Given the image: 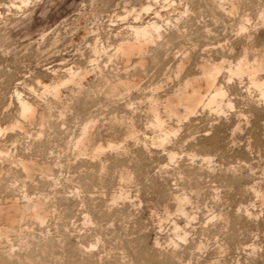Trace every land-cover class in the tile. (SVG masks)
<instances>
[{
	"label": "rangeland",
	"instance_id": "rangeland-1",
	"mask_svg": "<svg viewBox=\"0 0 264 264\" xmlns=\"http://www.w3.org/2000/svg\"><path fill=\"white\" fill-rule=\"evenodd\" d=\"M33 1L0 0V149L49 166L51 173L27 180L19 164H6L0 155V186L10 191L0 189V200L22 203L29 192L49 212L44 225L26 219L29 235L1 243L0 264H264L258 195L264 192V91L248 76L229 73L246 58L249 66L261 64L258 78L264 80V0ZM145 3L152 7L147 14ZM148 21L160 24L163 40L150 45L143 64L92 56L95 43L113 52L130 37V23ZM203 63L224 65L218 79L226 91L223 105L188 117L180 108L179 118L161 105L170 132L163 143L150 98L163 103L201 76ZM65 66L88 75L65 85ZM134 75L140 81L132 90H112ZM55 83L57 95L50 88ZM17 92L36 108L31 124L19 115ZM89 121L95 122L93 139L81 152L77 142ZM16 122L24 128L12 130ZM178 196L185 212L175 207ZM7 252L14 254L11 262Z\"/></svg>",
	"mask_w": 264,
	"mask_h": 264
},
{
	"label": "bare ground",
	"instance_id": "bare-ground-1",
	"mask_svg": "<svg viewBox=\"0 0 264 264\" xmlns=\"http://www.w3.org/2000/svg\"><path fill=\"white\" fill-rule=\"evenodd\" d=\"M19 1V0H16V2ZM31 0H22V3H28L30 2ZM36 1V0H35ZM161 1V0H160ZM166 1V0H164ZM13 2V0H12ZM15 2V3H16ZM21 2V0H20ZM32 2H34L32 0ZM31 2V3H32ZM38 2V0L36 1ZM40 2V1H39ZM156 2V1H155ZM13 4V3H12ZM18 4V3H17ZM20 4V3H19ZM165 4V3H164ZM169 4V3H168ZM167 4V5H168ZM15 5V4H13ZM171 5V4H170ZM7 6V5H6ZM31 6V5H30ZM17 7V6H16ZM132 7V6H131ZM237 7V6H236ZM19 8V7H17ZM23 9L25 7H22ZM29 8V7H28ZM142 8V6H141ZM129 9V8H128ZM135 9V8H134ZM133 9V10H134ZM165 9V8H164ZM218 9L220 10V8L218 7ZM22 10V9H21ZM150 10H152V7H151V4L147 5L146 6V3H145V7H143V9L141 11H146V14L147 12H150ZM232 10H235V6L232 7ZM1 11V9H0ZM125 13V12H124ZM137 13V12H136ZM157 13V12H156ZM1 15V14H0ZM126 16L123 17L126 19V17H129V11H126ZM131 15V14H130ZM144 15V14H143ZM117 16V15H116ZM134 16V15H133ZM156 16V15H155ZM161 16V15H160ZM120 19H121V16H119ZM142 17L141 14H137V18H140ZM153 17V16H152ZM151 17V18H152ZM157 17V16H156ZM135 18V17H134ZM114 19V18H113ZM119 19V20H120ZM130 19V18H129ZM153 19V18H152ZM118 20V19H117ZM138 20V19H136ZM145 20V19H144ZM150 20V19H149ZM155 20V18L153 19ZM157 20V19H156ZM175 20V19H174ZM110 21V20H109ZM115 21V20H114ZM158 21V20H157ZM157 21H148L146 23H140V24H131L128 26L127 29H130L131 33L129 34L130 37H127V38H124L119 42L117 43L115 49L113 52H109L108 50H106L108 47H104V42H103V45L102 47H99L97 45V43H95V46H93V49H92V52H93V55L92 56H100L101 54H104L105 56H121L122 59L125 61V62H128L129 64L131 63V61L133 59H137L138 62L140 64H143V60H142V56L145 57V54H147L146 52L149 50V47L150 45H157L159 43L160 40H163V34H162V31H161V26L160 24L157 22ZM136 22V21H135ZM126 23V22H125ZM138 23V22H137ZM109 24V23H108ZM112 24V23H111ZM118 24V23H117ZM115 25V24H114ZM114 27V26H113ZM112 27V28H113ZM122 28V26H121ZM103 29V28H102ZM95 30V29H94ZM122 30V29H120ZM124 30V29H123ZM92 31V30H91ZM99 31V30H98ZM48 32V31H47ZM106 32V31H105ZM111 32V31H110ZM114 32V31H113ZM101 33V32H99ZM98 33V34H99ZM48 34V33H47ZM87 34V33H86ZM113 35V34H112ZM45 36V35H44ZM87 36V35H86ZM103 36V35H102ZM101 36V37H102ZM118 36V35H117ZM106 37V36H105ZM112 37V36H111ZM120 38V37H119ZM118 38V39H119ZM93 39V38H92ZM108 39V38H106ZM102 40V39H101ZM111 40V39H110ZM109 40V41H110ZM96 41V40H95ZM94 41V42H95ZM99 41V40H97ZM102 42V41H101ZM107 42V41H106ZM100 43V42H99ZM162 43V42H161ZM159 43V44H161ZM94 44V43H93ZM102 44V43H101ZM108 44V42L106 43ZM109 45V44H108ZM113 45V44H112ZM151 46V47H152ZM161 47V45H159ZM163 46V45H162ZM90 47V45H89ZM111 47V46H109ZM113 47V48H114ZM150 47V48H151ZM159 47V48H160ZM109 49V48H108ZM81 50V49H79ZM91 50V49H90ZM111 50V49H110ZM151 50V49H150ZM84 51V50H83ZM84 54V53H83ZM149 54V53H148ZM82 56V55H81ZM84 57V55H83ZM82 58V57H81ZM92 58V57H91ZM118 58V57H117ZM109 59V58H108ZM144 59V58H143ZM242 59V58H241ZM117 60V59H116ZM191 60V59H190ZM239 60V59H238ZM249 59H242L240 60L239 62L236 63V65H232L231 67H229V73L231 76H237V77H243V76H248L252 82V84L254 86H256L259 91H264V80L258 78V72L260 71V68H261V64L260 65H256L254 67L252 66H249L248 61ZM89 61V59H88ZM96 61V60H95ZM99 61V59H98ZM111 61V60H109ZM113 61V60H112ZM111 61V62H112ZM115 62V61H114ZM190 62V61H189ZM205 62V61H204ZM228 62V61H227ZM90 63V62H89ZM87 63V64H89ZM92 63V61H91ZM101 63V62H100ZM109 63V62H108ZM113 63V62H112ZM186 63H188V59H185L184 62L181 61L180 62V65H179V68H185V65ZM214 63V62H213ZM257 63V62H256ZM83 64V62H82ZM102 64V63H101ZM255 64V63H254ZM75 65V64H74ZM81 65V64H80ZM79 66V65H78ZM86 66V65H85ZM91 66V65H90ZM117 66V65H116ZM83 67V66H82ZM141 67V66H140ZM224 65L223 64H211V63H203L201 65V76L198 75V77H194V78H191V79H186L187 81H185V83L183 85H181V87H179V89L175 92L172 93L171 96H168L166 97V100L161 103V98H156L154 97H151L150 98V101H151V105H150V111L153 115V118H154V121H153V126L155 127V129H158L160 130V132L162 131V134H165L160 137L161 135H159L161 141L164 143L166 140H168V136L170 134V132L168 133V131H165L167 130L166 129V124H165V121L163 120V116L161 115L160 113V106H164V109H165V112L167 113L168 116L170 117H181L180 115V108H182L185 112V116L188 117L190 115H194L195 113H197L196 111L200 108H213L215 109L214 107L218 108L220 110V105H223L222 102L224 100V97L226 95V91L224 90V88L222 87V85H220L219 83V74L220 72L222 71ZM66 68V66H65ZM75 68V67H74ZM89 69V67H88ZM118 69V68H117ZM178 70V69H177ZM145 71V70H144ZM90 72V71H89ZM101 72V71H100ZM200 72V71H199ZM53 73V72H52ZM66 73H67V79L65 82H63L65 85L66 83H70V82H78V80H83V78H85L87 75H88V70L86 69H83L81 67H79L76 71L73 70V67H70V68H66ZM64 73V74H66ZM93 73V72H92ZM140 73V72H139ZM63 74V73H62ZM196 74V73H195ZM142 75V74H141ZM194 75V74H192ZM121 75L119 74V77ZM135 78L133 79H129L130 81H124V79H120L118 80V82H112V90L114 92H117L119 93V91H126V90H132L134 87H136L140 81V76H136L134 75ZM197 76V75H196ZM58 77V75H57ZM148 77V76H147ZM189 77V76H188ZM55 78V77H54ZM56 79V78H55ZM127 79V78H125ZM242 79V78H241ZM60 80V79H59ZM82 82V81H80ZM38 83V82H37ZM57 83H59L57 81ZM62 83V84H63ZM40 84V83H38ZM42 84V83H41ZM61 84V85H62ZM63 84V85H64ZM56 85V83L54 84ZM60 85V86H61ZM141 87V86H140ZM48 88V86L46 87ZM51 90H52V93L54 95H57L59 93V90H60V87L59 85L57 84L56 86L54 87H50ZM178 88V87H177ZM226 88V87H225ZM34 89V88H33ZM45 89V87H44ZM43 89V90H44ZM49 89V88H48ZM35 92V91H34ZM48 92V91H47ZM46 92V93H47ZM50 92V90H49ZM155 92V91H154ZM170 93V92H169ZM262 93V92H261ZM44 94V93H43ZM52 94V95H53ZM114 95V94H113ZM117 95V94H116ZM17 96H18V101H19V115L22 119L25 120L26 123H33L34 120H35V116L34 114L36 113V108L33 104H31L30 102H28V100L26 101V99L24 100L23 97H21V94L19 92H17ZM156 96V95H155ZM264 97V95H263ZM163 98V97H162ZM118 99V98H117ZM263 100V99H262ZM230 101H228V105L232 106L233 104H230L229 103ZM103 104V103H102ZM222 107V106H221ZM217 110V109H216ZM223 110V109H221ZM18 111V112H19ZM215 111V110H214ZM164 112V110H163ZM164 112V113H165ZM96 114V113H95ZM183 115V114H182ZM167 116V117H168ZM191 116V117H192ZM93 118V117H92ZM168 119V118H167ZM14 122V121H13ZM167 122V121H166ZM22 123V122H21ZM94 121H89L87 123H85L84 127L82 126V132H81V135H80V139L78 140L77 142V147L79 148V150L82 152L85 150V147H86V141L88 140H92V129L94 127ZM96 125V124H95ZM169 126V125H168ZM180 126V125H179ZM12 127V130H14V128H18V127H22V124L20 125L19 122H16L14 125L11 126ZM27 127V126H26ZM169 128V127H168ZM81 129V128H80ZM172 129V128H171ZM169 128V130H171ZM4 130V129H3ZM0 127V134L4 133ZM7 130V129H6ZM22 130V129H21ZM176 130V129H175ZM164 131V132H163ZM174 131V130H173ZM16 132V131H15ZM21 132V131H20ZM17 133V132H16ZM171 133H173L171 131ZM6 134V133H5ZM4 134V135H5ZM78 135V134H77ZM15 136V135H14ZM25 136V135H24ZM39 136V135H38ZM16 137V136H15ZM170 137V136H169ZM22 138V137H21ZM79 138V137H78ZM77 138V139H78ZM16 139H18L16 137ZM215 139V138H213ZM5 140V139H4ZM10 141V140H9ZM5 142V141H4ZM14 142V141H13ZM216 142V141H215ZM1 143V142H0ZM10 143V142H9ZM18 143H20V141H18ZM213 143V142H211ZM210 143V145H211ZM14 144V143H12ZM11 145V144H10ZM5 147V146H4ZM1 148V146H0ZM75 149V147H74ZM102 148L99 147L98 150H101ZM166 149V148H165ZM169 149V148H168ZM166 150L168 151V158L172 161L174 158H175V154L171 151V148L170 150ZM173 149V148H172ZM2 149H0V155H3V152L1 151ZM7 151V148L5 149ZM164 150V149H163ZM5 151V152H6ZM8 153V152H7ZM17 154V153H16ZM167 154V153H166ZM177 154V153H176ZM6 157V161L8 162H11V163H6V164H19L25 175H26V179H35V177L37 175H40V172L41 173H51V168H49V166H40L38 163H34V162H29L27 161L28 158H26L25 160L22 159V155H21V158H20V155H19V159L16 158H11L12 156L8 155V154H5L3 155V157ZM18 156V155H17ZM100 156V155H99ZM167 157V156H166ZM209 159V158H208ZM5 159H3L4 161ZM29 160V159H28ZM206 160V158L204 159ZM209 161V160H208ZM91 162V161H90ZM207 162V161H206ZM15 167H17V165H14ZM56 166V165H55ZM59 166V165H58ZM19 167V168H21ZM3 168H4V163L1 162L0 160V178L2 177L3 173ZM54 168V167H53ZM18 169V168H17ZM19 170V169H18ZM12 171V169L10 170V172ZM21 171V170H20ZM50 171V172H49ZM9 172V174H10ZM16 172V171H15ZM23 173V174H24ZM54 173V172H53ZM7 174V175H9ZM17 174V173H16ZM20 174V172H19ZM22 174V173H21ZM12 174H10L11 176ZM14 175V173H13ZM18 175V174H17ZM15 176V175H14ZM13 176V177H14ZM20 176V175H18ZM51 176V174H50ZM12 177V178H13ZM49 177V176H48ZM52 177V176H51ZM11 178V179H12ZM18 178L19 180V177H16ZM23 178V177H22ZM46 178V177H45ZM44 178V179H45ZM53 178V177H52ZM5 179V178H4ZM25 179V180H26ZM27 179V180H28ZM43 179V178H42ZM18 181L17 179H14V182ZM24 180V181H25ZM48 180V179H47ZM50 180V179H49ZM3 181V179H2ZM11 181V180H10ZM13 181V180H12ZM23 180L20 181V183L22 182ZM30 181V180H29ZM28 181V182H29ZM35 181V180H34ZM33 181V182H34ZM27 182V181H26ZM31 182V181H30ZM79 182V181H78ZM19 183V181H18ZM2 184V183H1ZM9 184V183H8ZM12 183L10 182L9 185H11ZM13 185V184H12ZM11 185V186H12ZM35 185V184H34ZM53 185V184H52ZM11 186H10V189H11ZM15 187V183L13 185ZM24 186V185H23ZM0 187H3V186H0ZM8 186L6 185V187H3V188H0L2 189V191H4L3 189H8L6 190L9 191V187L7 188ZM13 187V188H14ZM19 187V186H18ZM17 188V186H16ZM23 188V187H22ZM26 188V187H25ZM24 189V188H23ZM13 189H11L12 191ZM17 191V190H15ZM14 191V192H15ZM1 192V191H0ZM5 192V191H4ZM5 192V193H6ZM10 192V191H9ZM13 192V191H12ZM13 192V193H14ZM18 192V191H17ZM16 192V193H17ZM12 193V194H13ZM14 193V194H16ZM4 194V193H3ZM23 194H24V191H23ZM29 194V192H28ZM27 194V192L23 195L24 196V201L22 203H20L18 201V199H9V200H0V245L1 243H3L5 241H10V238L11 237H19L21 234L23 235V232H26V231H23L24 227L25 226H28L24 224V222L26 221V219H32L34 220L39 226L40 224L44 225V223L47 221V218H48V212H47V206H45V203L39 199V198H36V199H33L31 198L29 195ZM258 195H259V198L260 200L264 203V192H258ZM257 195V196H258ZM1 196V195H0ZM4 196V195H2ZM17 196H19L17 194ZM38 197V195H36ZM15 197V196H14ZM179 197V196H178ZM181 197H183L181 195ZM177 198V197H176ZM186 198V197H185ZM184 198V200H185ZM1 199V198H0ZM22 199V198H21ZM188 199V198H187ZM47 201V200H46ZM178 202L176 203L175 207L176 209L179 211V212H185V209L184 207L182 206L181 204V201L180 200V197L179 199L177 200ZM49 209V208H48ZM187 215V214H186ZM32 222V221H31ZM46 225V224H45ZM177 225V224H176ZM34 227V226H33ZM44 228V227H43ZM31 229V228H30ZM39 229V228H38ZM27 230V228H26ZM44 230V229H43ZM28 232V231H27ZM26 232V233H27ZM30 233V232H29ZM34 233V232H33ZM28 234V233H27ZM37 234V233H36ZM29 235V234H28ZM33 235V234H32ZM27 236V235H26ZM29 238V236H27ZM20 238H22L20 236ZM23 238H25V235L23 236ZM14 239H17V238H14ZM13 239V240H14ZM19 239V238H18ZM17 239V240H18ZM25 239H22L19 241H24ZM11 242H12V239H11ZM15 242V241H14ZM28 242V241H26ZM25 242V243H26ZM13 243V242H12ZM21 243V242H20ZM25 243L23 242V244L25 245ZM9 244H11L9 242ZM31 244V242H30ZM40 244V243H39ZM3 245V244H2ZM14 245V244H13ZM28 245V243L26 244ZM5 246V245H4ZM4 246L3 249H4ZM8 246V245H7ZM12 246V244H11ZM9 246V247H11ZM0 247V248H2ZM13 248L15 247L12 246ZM11 247V249H12ZM27 247V246H26ZM7 248V247H6ZM2 249V250H3ZM10 249V250H11ZM29 249V248H27ZM13 250V249H12ZM12 250L10 251L11 253ZM30 250V249H29ZM3 251H7L6 250H3ZM14 251V250H13ZM17 251V250H16ZM32 251V250H31ZM1 253V252H0ZM4 253V252H2ZM54 254V253H53ZM5 255V254H4ZM9 253L7 252V257H8ZM12 255V254H11ZM22 255V254H21ZM26 256V255H25ZM1 257V255H0ZM12 257H14V254L13 256L9 257L11 260H9L10 262L12 261ZM19 257V256H18ZM17 257V258H18ZM22 257V256H21ZM20 257V258H21ZM24 257V256H23ZM56 257V256H55ZM4 258V257H2ZM6 258V257H5ZM4 258V259H5ZM7 258V259H8ZM6 259V260H7ZM55 259V258H54ZM1 260V259H0ZM15 260V259H14ZM21 260V259H20ZM31 260V259H30ZM2 261V260H1ZM26 261V260H25ZM29 261V260H28ZM32 261V260H31ZM5 263V261H3ZM7 262V261H6ZM9 262V263H10ZM35 262V261H34ZM8 263V262H7Z\"/></svg>",
	"mask_w": 264,
	"mask_h": 264
}]
</instances>
